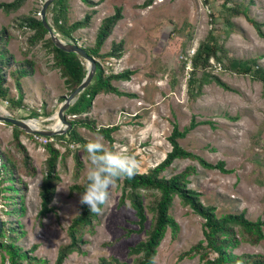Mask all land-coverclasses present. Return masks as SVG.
Segmentation results:
<instances>
[{"label": "rangeland", "instance_id": "obj_1", "mask_svg": "<svg viewBox=\"0 0 264 264\" xmlns=\"http://www.w3.org/2000/svg\"><path fill=\"white\" fill-rule=\"evenodd\" d=\"M2 1L11 0H0ZM43 1L26 0L18 10L9 14L0 10V28L5 27L10 32V39L6 42L8 52L15 60L34 57L36 62L33 75L21 78L23 106L10 107L1 102L0 113L30 119L28 122L41 129L50 128L56 123L57 119L53 116L61 103L60 97L68 91L58 71L47 67L51 63L50 54L40 46L41 43L29 54L23 53L29 33L21 32L15 24L22 14L34 10L40 12ZM93 1L97 3L95 6H88L81 0H68L70 22L82 19L87 12L95 9L89 26L76 30L72 35L81 47L92 45L101 20L106 15L113 14L115 6H121L123 17L114 26L101 51L106 52L112 42L124 40L123 54L119 59L112 60L113 71L132 69L134 73L129 80H116L112 83L119 90L134 93L135 96L97 94L92 99L87 117L93 119L97 127L119 125L118 130L112 133L114 151L134 155L139 164V172L155 166L170 150L167 136L172 123H177L181 128L193 115L196 120L210 121L196 126L179 143L211 163L224 160L225 168L232 172L223 173L217 169L203 168L196 161L176 159L165 169L163 175L169 177L187 165H195L196 172L189 176L188 187L199 191L202 203L213 205L217 215L244 211L248 219L264 220V95L261 84L248 77L223 73L219 74L220 78L232 90H225L214 82H209L203 84L201 93L195 98L187 93L189 57L214 22L218 36L226 37L225 47L230 55L237 58L260 57L258 62L262 66L264 38L258 36L254 27L243 16L234 17L232 21L235 28L229 29L220 15V3L223 0H153L145 8L139 7L144 0ZM236 1L243 2L249 15L264 23V0ZM39 12L36 13L37 17H40ZM210 13L213 14L212 23ZM51 18L50 3L46 19L54 29ZM262 30L264 31V25ZM56 33L66 41L65 37ZM82 60L86 65L87 61ZM7 84L9 95L16 97L17 92L10 77L7 78ZM77 130L87 140L102 139L109 148L108 140L101 135L82 126ZM31 137L24 134L19 136L36 168L34 176L25 177L27 187L23 193L24 211L13 217L5 212L10 208L5 204L6 199L1 198L0 217L3 220L16 218L18 230L22 232L17 234L16 243L23 249L36 244L32 254L45 259L46 263L43 264H54L59 245L68 241L66 228L71 218L80 210L79 194L70 193L69 187L83 180L88 160L83 148L78 147L77 152L83 165L77 176L74 175V159L71 154L63 164L57 165L60 180L56 184L52 200L54 210L39 217L38 191L44 160L48 155L43 145L50 139L44 142L43 138ZM11 139L12 126L0 122V150L7 152ZM55 145L61 152L64 151V146L57 142ZM120 184L117 181L110 189V200L102 206L103 213L99 215L95 232L84 236L86 242L81 246L82 251L71 253L62 264H95L101 256H115L131 263L133 257L128 255L129 246L142 240L145 235L144 231H136L138 226L134 223L135 212L128 200L125 204H119ZM148 200L145 199L144 203L147 204ZM169 213L178 222L179 231L177 237L172 239L167 230L158 246L153 264H203L198 256L178 259L181 252L202 239V218L182 205L178 197L174 198ZM146 214L145 228L151 217V213ZM233 251L238 254H264V239L256 245L240 242ZM0 264H3L1 256Z\"/></svg>", "mask_w": 264, "mask_h": 264}, {"label": "trees", "instance_id": "obj_2", "mask_svg": "<svg viewBox=\"0 0 264 264\" xmlns=\"http://www.w3.org/2000/svg\"><path fill=\"white\" fill-rule=\"evenodd\" d=\"M26 0H11L0 2V10L4 13H12L18 10ZM88 6H95L93 0H81ZM206 1V0H205ZM153 0H144L139 7L145 8ZM221 18L223 23L234 29V17L243 16L255 29L259 37L264 38L262 27L263 22L257 21L248 13V9L243 2L236 0H223L220 3ZM52 23L54 29L67 41L77 43V39L72 35L78 29L89 26V21L95 9L87 12L80 20L70 22L68 12V0H53L51 2ZM39 10L20 15L15 27L21 32L29 33L25 40V55L41 43L46 53L50 54L48 68L56 69L67 89L68 95L82 81L86 67L83 60L75 53L66 52L55 46L48 35L47 29L43 26L41 18L36 16ZM213 15V14H212ZM210 20L213 22V18ZM122 7L115 6L111 15L104 17L95 34L92 45L84 46V49L94 60L96 69L89 85L78 95L75 101L66 111V120L70 124L66 133L48 137L50 141L43 145L47 152L44 160L43 175L39 186L40 196L39 217H44L54 210L52 200L56 190V184L60 177L58 174L59 164L70 154L74 159V175L77 176L83 165L78 155V147H82L90 140L80 135L77 128L82 126L90 131L101 135L108 140L109 148L114 150L113 132L118 130V124L97 127L95 121L87 117L91 110L92 99L100 93H114L119 96L134 97V93L119 90L112 82L116 80H129L134 73L132 69L113 71L112 64H107L108 59H119L123 54L124 40L112 42L110 48L105 52L101 47L110 36L116 23L122 19ZM215 24V22H214ZM214 24L208 30L195 48L194 53L189 57L190 72L187 80V93L191 98H195L201 93L203 84L214 82L225 90H232L219 74L229 73L235 76L248 77L251 81L261 84L262 95H264V66L260 65V57L237 58L230 55L225 47L226 37L220 38L216 33ZM48 35V36H47ZM190 37V36H189ZM10 39V32L7 28H0V103L7 101L10 107L20 108L23 106L24 90L21 83L23 76H31L35 71V58L25 57L23 60H15L8 52L6 42ZM12 67V68H11ZM199 73V76H198ZM198 77H197V76ZM10 77L17 92L16 97L9 95L7 78ZM66 95L60 97V102ZM72 117V118H71ZM210 121L196 120L193 115L189 122L183 127L177 123H172V129L167 136L170 150L165 157L155 166L148 168L145 172L137 171L131 178L118 180L121 182V194L119 204H125L128 200L130 207L134 210L138 226L136 231H144V238L129 246L128 255L132 256L131 263L120 260L115 256L98 258L95 264H153L158 246L163 240L167 230L170 231L172 239L177 237L179 224L169 213L175 197H178L181 204L189 207L193 213L202 218V239L191 245L188 250L179 254L178 259L184 257L193 258L198 256L203 264H264V254L262 253H235L233 250L240 242L251 245L258 244L264 239V220L257 218L248 219L245 212L223 213L217 215L215 207L202 203L201 193L188 187L189 176L196 171L195 165H187L182 170L166 177L163 175L176 159H189L196 161L206 169H217L219 172L230 173L231 169L225 168V161L218 160L211 163L200 155L184 148L179 140L184 138L191 130L199 124H206ZM11 125V124H9ZM12 126V139L7 152L0 150V199L5 198V204L9 206L5 212L13 215H20L24 211L23 193L27 187L25 177L34 176L36 168L32 163V158L25 145L20 141L19 136L24 134L33 136L14 125ZM32 138V137H31ZM55 142L65 147L60 151ZM257 144L258 142L255 141ZM73 147H70V146ZM75 146V147H74ZM86 154V152H84ZM87 155V154H86ZM8 182L4 185V183ZM86 184V175L80 183H73L69 187L70 193H82ZM7 194L4 195L3 193ZM149 199L147 204L145 199ZM147 212L151 213L148 227L145 228ZM99 223V215L92 214L85 206L80 205L79 212L74 215L66 228L68 241L59 245L54 264H62L64 260L73 252H81V246L86 242L84 236L93 234L95 227ZM16 218L11 220L2 219L0 232V256L1 262L5 264H43L45 259L32 254L37 245H32L29 249H23L16 243V236L20 234ZM211 254H214L211 257Z\"/></svg>", "mask_w": 264, "mask_h": 264}, {"label": "clouds", "instance_id": "obj_3", "mask_svg": "<svg viewBox=\"0 0 264 264\" xmlns=\"http://www.w3.org/2000/svg\"><path fill=\"white\" fill-rule=\"evenodd\" d=\"M87 154L86 184L79 193V204L95 215H102L111 197L110 189L118 180L131 178L138 171L136 157L124 151L107 148L102 139H93L83 146Z\"/></svg>", "mask_w": 264, "mask_h": 264}, {"label": "water", "instance_id": "obj_4", "mask_svg": "<svg viewBox=\"0 0 264 264\" xmlns=\"http://www.w3.org/2000/svg\"><path fill=\"white\" fill-rule=\"evenodd\" d=\"M53 0H44L42 7L40 9L39 15L41 18V22L43 26L47 29L48 34L50 38L52 39L53 43L56 47L59 49L66 51V52H72L77 54L80 58L87 61L85 67H86V73L82 79V81L75 87L68 95L65 96V98L61 101L59 108L56 111V115L53 116V118H56V123L50 127V128H39L37 126H32L28 123V120L30 119H19L16 117H13L10 115V113H0V122L8 123L11 125L16 126L17 128L31 134H39L42 136H48L51 137L53 135L57 134H64L66 133L67 129L69 128L70 124L66 120V111L70 107V105L75 101V99L78 97V95L89 85L91 82L95 69L96 64L95 60L88 55L84 47H81L77 43H73L70 41H64L62 40L58 34L55 32L53 27L49 24V22L46 19V10L50 3ZM33 120H36L32 118ZM37 122V120H36ZM59 126H65L64 128H61ZM2 228V219L0 217V232Z\"/></svg>", "mask_w": 264, "mask_h": 264}, {"label": "built area", "instance_id": "obj_5", "mask_svg": "<svg viewBox=\"0 0 264 264\" xmlns=\"http://www.w3.org/2000/svg\"><path fill=\"white\" fill-rule=\"evenodd\" d=\"M108 60H113V59H108ZM107 64H112V62H110V61H107ZM6 104H7V101H4ZM33 136L35 137V138H43V141L44 142H46L47 141V136H42V135H39V134H33Z\"/></svg>", "mask_w": 264, "mask_h": 264}, {"label": "bare ground", "instance_id": "obj_6", "mask_svg": "<svg viewBox=\"0 0 264 264\" xmlns=\"http://www.w3.org/2000/svg\"><path fill=\"white\" fill-rule=\"evenodd\" d=\"M30 125H32V126H37L38 127V125H36V124H33V123H30V122H28Z\"/></svg>", "mask_w": 264, "mask_h": 264}]
</instances>
